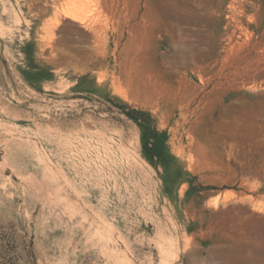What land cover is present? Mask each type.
Instances as JSON below:
<instances>
[{"label":"rangeland","instance_id":"rangeland-1","mask_svg":"<svg viewBox=\"0 0 264 264\" xmlns=\"http://www.w3.org/2000/svg\"><path fill=\"white\" fill-rule=\"evenodd\" d=\"M69 1L0 0V264H264V0Z\"/></svg>","mask_w":264,"mask_h":264},{"label":"bare ground","instance_id":"bare-ground-1","mask_svg":"<svg viewBox=\"0 0 264 264\" xmlns=\"http://www.w3.org/2000/svg\"><path fill=\"white\" fill-rule=\"evenodd\" d=\"M85 1L86 0H71V1H69L70 3H68V9L66 10V16H68L74 20H80V19L82 20L85 17L84 16L81 18V14H83L82 12L88 11L86 9L87 3ZM99 1L100 0H95V5L97 7H99V4H100ZM174 1L175 2H173L172 0H169V2H171V3H174V4L176 3V6H178V7L181 6V2H180L181 0H174ZM88 4H90L89 0H88ZM140 4H141L140 19L142 21V26H146V24L148 22H150V20L154 19L155 15L157 14V11H158L157 6H156L157 3L154 0H145L143 3L140 2ZM95 5L93 4V6H95ZM91 6H92V4H91ZM91 6H89V7L91 8ZM95 7H94V9H95ZM89 12H90V9H89L88 13ZM84 15H85V13H84ZM145 32L146 31L144 29L143 33H145Z\"/></svg>","mask_w":264,"mask_h":264},{"label":"trees","instance_id":"trees-1","mask_svg":"<svg viewBox=\"0 0 264 264\" xmlns=\"http://www.w3.org/2000/svg\"><path fill=\"white\" fill-rule=\"evenodd\" d=\"M149 145V144H148ZM155 146V145H154ZM151 150V149H150Z\"/></svg>","mask_w":264,"mask_h":264}]
</instances>
